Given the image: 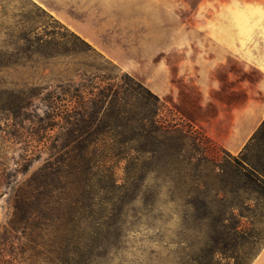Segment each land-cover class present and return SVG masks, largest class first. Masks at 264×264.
I'll list each match as a JSON object with an SVG mask.
<instances>
[{
  "label": "rangeland",
  "instance_id": "obj_1",
  "mask_svg": "<svg viewBox=\"0 0 264 264\" xmlns=\"http://www.w3.org/2000/svg\"><path fill=\"white\" fill-rule=\"evenodd\" d=\"M101 6L108 26L103 46L114 50L116 59L34 1L0 0V57L6 53L14 61L0 71L2 89L38 95L27 112L30 120L22 128L11 129L16 137L6 134V123L0 121V139H10L0 144V158L10 173L8 185L0 183V264H48L47 246L33 245L28 231L16 230L13 223L18 191L52 158L49 150H43L25 174L15 171L31 141L27 131L42 127L39 118L47 110L43 98L53 92L79 101L84 91L98 93L111 85L132 84L127 77L170 109L159 117L190 134L180 157L183 172L173 171L168 178L159 170L155 174L154 183L161 190L155 215L130 219L118 240L111 241L114 244L109 245L102 264H250L264 247V181L245 162L234 161L240 155L229 153L190 120L198 115L195 85L201 59L218 46L230 47L227 39L235 34L234 16L248 17L245 30L263 19L264 0H106ZM38 42H44L54 57L33 54ZM105 108L100 109L99 118L106 114ZM75 111L72 122L81 117V109ZM98 122L88 130L82 129L81 122L74 128L65 116L49 136L41 132L51 143L58 140L64 183L75 182L73 171L87 169L81 151L84 143H89L94 159L92 175H99L90 182L110 183L105 177L106 153L98 147L101 143L93 146L95 138L102 137L94 135ZM19 130L26 136L17 141ZM246 158L264 174V143L249 150ZM109 171L122 182L121 166Z\"/></svg>",
  "mask_w": 264,
  "mask_h": 264
},
{
  "label": "trees",
  "instance_id": "obj_2",
  "mask_svg": "<svg viewBox=\"0 0 264 264\" xmlns=\"http://www.w3.org/2000/svg\"><path fill=\"white\" fill-rule=\"evenodd\" d=\"M31 52L46 59L54 57L44 42H38ZM13 62L6 53L3 54L0 71ZM127 78L132 84L111 85L98 93L84 91L79 101L74 96L48 93L43 98L47 110L39 118L42 127L27 131L31 141L20 156L15 171L25 174L41 157L43 150H49L52 158L18 191L13 223L16 230L28 231L33 245L47 246L48 264H102L109 245L114 244L111 241L118 240L130 225V219L137 218V215H155L161 198V190L154 183L156 172L159 170L166 178L173 171L183 172L180 157L190 133L166 117H159L161 111L170 113V109L139 83ZM1 85L0 82V121L6 123V134L16 137L11 129L22 128L30 120L27 112L32 99L38 95L33 91L15 94L3 90ZM102 107H106V114L99 118ZM75 109H81L82 112L78 113L81 117L72 122L71 114ZM65 116L72 127L77 128L81 122L84 124L82 129L86 130L99 121L94 135L102 137H94L93 146L101 143L98 147L106 153L104 160L109 166L105 177L110 183L90 182L99 175H92L90 166L94 159L90 157L89 143H84L81 149L87 169L73 171L75 182L64 183L67 178L61 167L58 140L51 143V139L45 140L46 137L40 134L44 130L49 136ZM71 131L72 134L75 129ZM25 136L19 130L16 140ZM68 140L71 143L73 139L70 137ZM9 141L2 137L0 144ZM261 143H264V121L239 154L240 158L234 157V161L238 164L245 162L264 181V174L246 158L247 152ZM5 165L0 158V183H6L10 176L4 169ZM118 166L123 170L122 182L118 181L115 172L109 171ZM167 190L165 195L170 192ZM115 245L118 248L119 241Z\"/></svg>",
  "mask_w": 264,
  "mask_h": 264
},
{
  "label": "crops",
  "instance_id": "obj_3",
  "mask_svg": "<svg viewBox=\"0 0 264 264\" xmlns=\"http://www.w3.org/2000/svg\"><path fill=\"white\" fill-rule=\"evenodd\" d=\"M32 1L111 59L117 58L114 50L103 46L108 26L101 5L106 0ZM248 21L234 16L230 47L218 46L201 59L195 85L198 115L190 120L233 155L243 151L264 121V17L245 30ZM184 105L187 110L186 95ZM250 264H264V247Z\"/></svg>",
  "mask_w": 264,
  "mask_h": 264
}]
</instances>
